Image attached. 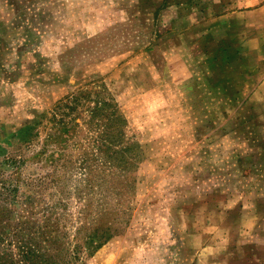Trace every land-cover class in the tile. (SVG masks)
Listing matches in <instances>:
<instances>
[{"label":"rangeland","instance_id":"rangeland-1","mask_svg":"<svg viewBox=\"0 0 264 264\" xmlns=\"http://www.w3.org/2000/svg\"><path fill=\"white\" fill-rule=\"evenodd\" d=\"M226 7L0 0V264H264V19Z\"/></svg>","mask_w":264,"mask_h":264},{"label":"crops","instance_id":"crops-1","mask_svg":"<svg viewBox=\"0 0 264 264\" xmlns=\"http://www.w3.org/2000/svg\"><path fill=\"white\" fill-rule=\"evenodd\" d=\"M222 4L227 6L224 10L228 12L229 15H239L244 14L248 15L249 12L260 13L264 19V0H220ZM236 6H240L243 10L237 12Z\"/></svg>","mask_w":264,"mask_h":264}]
</instances>
